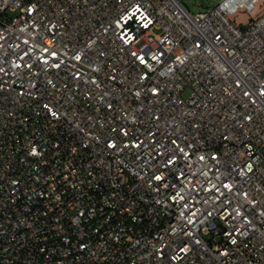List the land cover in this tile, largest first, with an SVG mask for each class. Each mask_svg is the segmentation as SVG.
I'll return each mask as SVG.
<instances>
[{
    "label": "built area",
    "instance_id": "built-area-1",
    "mask_svg": "<svg viewBox=\"0 0 264 264\" xmlns=\"http://www.w3.org/2000/svg\"><path fill=\"white\" fill-rule=\"evenodd\" d=\"M0 264H264V0H0Z\"/></svg>",
    "mask_w": 264,
    "mask_h": 264
},
{
    "label": "rangeland",
    "instance_id": "rangeland-1",
    "mask_svg": "<svg viewBox=\"0 0 264 264\" xmlns=\"http://www.w3.org/2000/svg\"><path fill=\"white\" fill-rule=\"evenodd\" d=\"M184 4H186L192 13L200 12L206 10L210 7L216 6L222 0H181ZM233 22L239 25L242 28H245L247 25L246 23L249 20L248 14L242 13L234 16L232 18ZM159 34V32H157Z\"/></svg>",
    "mask_w": 264,
    "mask_h": 264
},
{
    "label": "water",
    "instance_id": "water-1",
    "mask_svg": "<svg viewBox=\"0 0 264 264\" xmlns=\"http://www.w3.org/2000/svg\"><path fill=\"white\" fill-rule=\"evenodd\" d=\"M186 5V4H185ZM187 6V5H186ZM188 7V6H187Z\"/></svg>",
    "mask_w": 264,
    "mask_h": 264
}]
</instances>
